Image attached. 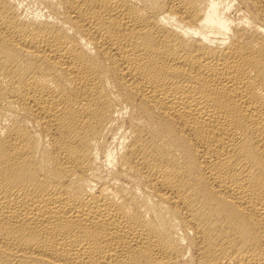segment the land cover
Instances as JSON below:
<instances>
[{"label":"bare ground","instance_id":"6f19581e","mask_svg":"<svg viewBox=\"0 0 264 264\" xmlns=\"http://www.w3.org/2000/svg\"><path fill=\"white\" fill-rule=\"evenodd\" d=\"M0 264H264V0H0Z\"/></svg>","mask_w":264,"mask_h":264}]
</instances>
